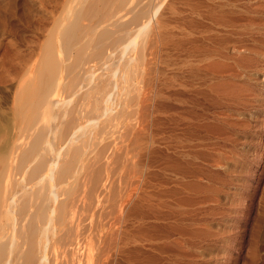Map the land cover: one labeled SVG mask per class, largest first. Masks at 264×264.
<instances>
[{
  "label": "bare ground",
  "instance_id": "bare-ground-1",
  "mask_svg": "<svg viewBox=\"0 0 264 264\" xmlns=\"http://www.w3.org/2000/svg\"><path fill=\"white\" fill-rule=\"evenodd\" d=\"M71 1L68 7L62 5L66 10L61 9L64 13L59 12L62 16L58 15L53 20L52 28L35 33L38 35L36 42L33 37L36 45L32 43L33 39L29 41L32 49H35L32 53L31 47L28 48L32 53L30 56L23 58V62L21 59L20 62L17 60V63L9 57V62L12 61L10 65L14 62L17 67L15 69L13 66L15 71L9 73L10 82L7 79L10 84V99L6 101H9V106L5 107V111H0V120L3 119L0 121V264H119L116 256L120 252L134 250H130L129 246L132 243L131 235H127L129 226L119 220V224L114 223V227L104 223L105 220L102 222V217L110 206L108 204L105 208L103 199L108 200L104 192L109 184L115 188L117 186L111 180L109 183L110 175L114 176L118 172L116 168H123L122 164L129 162H125V150L120 149L123 145L118 147L117 143L127 140L124 136H128L129 130H132V126L129 129L131 123L128 122L133 111L137 107L142 110V107L139 108L141 105L134 109L138 102L137 94H140L138 91L141 92L139 89L142 87H138V82L145 72L143 67L147 56L152 51V39L149 40L152 36L151 30L160 31L164 27V19H156L159 9L164 5L160 4L163 0ZM178 1L183 7L180 13V21L183 23H173V28H176L175 25L182 26L179 34L175 33L181 42L180 46L183 45L182 52L187 51V54H183L181 62H178L180 65L177 72L175 69V73L168 70L166 89L175 84L183 94L191 91L196 102L202 105L200 114L196 112L199 114V126L202 128L206 125L207 128V125H211L224 130L231 138L234 136L230 139L225 134V139H219L221 135L217 139H211L212 137L204 138L203 135L201 141L205 147L225 148L223 150L229 156L241 160L245 152L236 148L235 140L238 142V139L246 141L250 137L257 138L260 132L261 142L264 134V123L259 121L260 125L253 123V127L258 128L254 136L249 135L252 121L264 113V0H195L192 5L188 4V0ZM68 2L65 0V5ZM171 4L166 7L169 12L173 11L174 4ZM187 20L194 21L193 30L188 29L189 25L190 28L192 26ZM169 21L171 20L166 22ZM170 24L172 23L168 26ZM165 33L166 43L164 37L162 42L169 48L172 41L171 31L165 29ZM153 36L155 38L157 35ZM189 42L191 49L188 48L189 45L185 47ZM179 44L175 46L179 47ZM166 50L168 51L167 48ZM165 51L161 50L162 53ZM175 60L179 61L177 58ZM146 64L150 65V71L153 64L148 63V59ZM170 65L167 67L171 69ZM166 71L167 69L163 70ZM149 77L144 78L151 81ZM147 80L145 79V83ZM154 80L156 79L152 81ZM2 81L6 82V79ZM169 91L171 90L168 93ZM149 93L147 96L152 95ZM168 98L170 100V96ZM142 99L144 100L143 96ZM204 102L207 104L204 105ZM230 116L245 117L246 121L242 122L244 125L241 129H235L238 122H231ZM215 130L212 131L217 133ZM134 133L136 135L137 131ZM186 138L187 141L189 137ZM134 139H131L132 142L128 140L132 144ZM169 144L168 142L167 146ZM129 149L133 152V148ZM129 149L128 152H131ZM133 161L132 159V164ZM131 163L129 162V166ZM242 166L237 165L234 169L239 173L238 168ZM113 193L111 190L108 194ZM110 195L109 200L112 196L114 198V195L111 198ZM115 197L119 198L118 195ZM116 203L112 204L114 207L110 206L112 210L119 204ZM92 225L96 229L92 230L99 231V234L91 232L86 235L87 228L90 230ZM95 236L99 240V243L96 242L99 244L96 253L93 249L95 239H92ZM138 258L139 256L135 259ZM133 261L137 264L136 260Z\"/></svg>",
  "mask_w": 264,
  "mask_h": 264
},
{
  "label": "rangeland",
  "instance_id": "rangeland-1",
  "mask_svg": "<svg viewBox=\"0 0 264 264\" xmlns=\"http://www.w3.org/2000/svg\"><path fill=\"white\" fill-rule=\"evenodd\" d=\"M177 1L178 0H171V1L163 0L160 2L161 5L162 4L164 5H162L163 7L161 6V8L159 9L160 13H157V15L158 14L160 15L161 13L163 15L162 14L160 16L158 15L156 19L162 17L164 19V27H161L160 31L151 30L152 36L150 35L151 37L149 38V40L154 39L157 42L154 43V40L153 42L151 40L150 50L152 51L150 50L149 51L151 54H153L152 55L153 58L150 57L151 54L149 53L147 59H148V63L151 62L153 66L151 65L152 68L149 71L150 68H148V66L150 67V65L146 64L147 63V59H146L143 70L148 74L144 72L141 79H139L138 82L139 88L141 86L144 87L143 85L145 84L146 86L149 85L151 87H148L150 88V90H148L146 86L144 88L142 87L140 89L138 88L141 92L138 91V93L140 94H137L138 102H136L134 109L135 107L141 105L139 108L142 107L141 108L142 110L138 109L137 107V110L135 109L136 111L134 110L133 111L134 114L132 113L131 116V118L133 117V120L130 118L128 122L132 124V125L129 124L130 126L128 125L129 129L132 126L131 127L132 130L131 129L129 130V134L130 136H132V138L128 134V136H124L127 138V140H125L126 138L123 137L125 142L124 141L118 142L120 141V138L117 141L118 147H120L122 144L123 146L120 147V149L122 148V150L123 151L125 150L126 152L125 155L127 156L125 162L129 161L131 163L132 159L134 161L133 164L132 163L130 164V166H129V162L126 164L121 162L124 164V165L122 164V166L120 165L123 168H116L118 169V172H120L121 174H118L116 170L117 173L114 172L115 173L114 176L110 175L111 179H109V183L111 180L112 181L111 183L114 185L116 184L117 186L115 188V186L113 187L111 184L108 185L107 182L108 186L104 192V195L106 194L105 196L107 197L106 199L108 200L105 201V199H103L104 200L103 206L104 207L106 206L105 208H107L108 204H110L111 206L113 203H116L115 201H118L119 204L118 202L116 203L118 205L115 204L116 209L115 208L114 209L116 211L112 210L110 206H108V210L104 209L108 212L105 211L106 214L104 215L105 217L104 216L102 217L103 219L102 222H104L105 220L104 223L108 225L111 224V226L114 227L116 223L119 224V221H121V223H124L125 225L130 227L128 232L127 231L126 232L128 233L127 235H131L132 237V243L129 246H130V250L134 249L131 251L134 252L135 254L134 253L132 254V252L129 251V249L127 250L126 247L124 253L122 251L123 254L121 252L119 253L120 255H124V257H120L119 254L118 256H116L118 258L119 257L121 258V259L116 258L118 262H120L119 264H121V262L123 264L125 263L133 264V262L134 264H136L135 261H133V259L136 260L137 264H141L143 261H144L143 264H183V263L184 264H264V138H263L264 134L262 136L261 142H260V132L257 138L253 137L251 139L250 137L249 139H245L246 141L244 140L242 141L241 139H238V142L235 140L237 149L241 148L240 150H242L243 152L250 153V154L244 153L243 157H241L243 159L241 160L229 156L223 150L225 148L217 149L209 146H207L209 148H206L205 144L201 141L203 135L204 138L206 136L207 138L210 136L209 138L212 137L211 139H217L218 135L219 136L221 135L222 137H219V139L220 138L225 139V136L230 137L229 134L219 128L216 129L214 128V126L211 125L210 127L209 125H207L208 131L206 125L203 126L204 128L202 127L203 129L199 126L200 121L198 116L200 114L199 111L201 112L202 105H199V103L196 102L195 95L191 91H189L190 95L189 92L186 93L187 95L185 93L183 94L181 90H178L175 84H174L175 86L172 85L173 87L171 86L170 88L168 87L166 89L167 84L165 83H167V72L169 71H171L172 73L177 72V68L180 65L179 63L181 62L182 57L184 56L183 54H187V51L186 53L182 52L183 45L181 44L182 46H180L179 43L181 42L178 41L179 37H177L176 35V33L179 34V31L182 30V26L177 27L176 25L178 24L182 25L180 23H183V21H180L182 20V18H180L182 17L180 13L183 10L182 3L181 2L179 3V1L178 2ZM66 2L68 1L66 0ZM194 2L195 0L192 1L188 0L189 5L194 4ZM71 3H72L71 0H69V2L66 3L67 5H65V0H0V68H2V66H5L6 64L8 65V62L11 59H13L12 61L14 62H16L17 60L18 62H20L21 60H22L21 62H23L24 59H26V57L30 56V54L34 52L32 50H35L32 49L33 47H31L32 43L36 42V37L38 36L35 35V33L38 32L39 34V30H49L50 28H52L53 20L56 17L58 18V15L61 17L62 16L61 14L64 13L61 9H63L64 6L68 7L69 5H71ZM167 3L169 4L172 3L175 5L172 6L171 4V6L173 7V11L170 12L172 16L174 15L173 17L170 15V12L166 10V7L169 5V4L167 5ZM176 6L180 7V9ZM162 8L164 9L162 10ZM165 10L168 11V13ZM60 11H62V13ZM166 14H168L167 17L169 16L168 19L171 21L166 22L168 20L167 17L165 16ZM164 16L166 17L167 20L165 19ZM171 17L175 22L172 20ZM188 19L193 20L191 18ZM176 20L178 21V23ZM165 22L167 23V25ZM190 22L191 21L188 22L187 20V23ZM169 23H172L170 24V26L173 25V23L174 24L176 23L175 25L176 28H173L174 25L172 26V28H169L170 27L168 26ZM192 25L194 26V21L191 22V26ZM193 26L190 28L189 25L188 29L193 30ZM165 29L171 31L172 41L170 42L171 44L170 46L173 48L171 47L168 48L167 46H165L166 44L165 45L163 44L164 41L166 43V39H167ZM160 32L163 34V36ZM155 34L158 36V37L155 36V38L157 37L156 39L153 36ZM33 37L35 38V41ZM162 38L165 39L163 42H162ZM157 39L158 40L161 39L159 40L161 42H159ZM189 39L190 38H188V40ZM31 40L32 43L29 44V41ZM177 41L178 43H176ZM158 44L161 45L159 46ZM178 44L179 47H181L179 49L180 51L175 49V48L177 49L179 48L176 47L178 46ZM151 45H153V47H151ZM187 45H189L188 46L189 49L192 48L190 46L191 45L190 42L186 44L185 47H187ZM30 47L32 53L29 50ZM166 48L168 49L169 52L166 50ZM188 48L186 49L188 50V52H190ZM173 49H175V55ZM161 50L163 51L166 50V51L162 53ZM158 51L160 53H158ZM176 51L177 52L179 51L178 52L179 54L176 53ZM27 53H29V55H27ZM9 57H11V59ZM176 58L179 61L175 60ZM7 60L8 62H6ZM11 62H9V65ZM14 62L13 65H10L12 66L11 68L9 65L8 66L6 65L7 67L5 66L3 67L4 69L3 68L0 69L1 70L0 76L1 74L2 75L5 74V76L8 75L6 77L3 76L5 78H3L2 76L0 77V81L6 79V82L5 81L1 82L3 83L2 84L3 86L0 84V107L1 109L3 108L2 110L0 109L1 112L5 111L6 110L5 107L9 106V103L7 104V102L9 101H6L7 99H10L9 97L10 84L8 83L9 80L8 77H9V73L15 71L17 67V66L15 67V64L17 62L15 64ZM169 65L171 69L168 68ZM173 65L176 66L174 67ZM13 66L15 67V69ZM153 67L156 68L154 69ZM5 69H7L6 73L8 74L5 73ZM166 69L167 71L163 72V70ZM173 69H175L176 71L174 72ZM152 71L154 73H152ZM151 75L153 76V78ZM145 76L147 78L148 76H150L149 80L151 81H148L147 78H144ZM145 79L147 80L146 83H145ZM153 79L156 80L152 81ZM175 88H177L178 92ZM143 89H145V91ZM169 89L171 91H169L168 93ZM149 92H151L152 97L149 96L150 95ZM147 94L149 95L147 96ZM168 95L170 96V100H168L169 99ZM184 95L186 96L184 97ZM192 95L194 97H190ZM6 96H8L9 98ZM142 96L144 97V100L142 99ZM140 97L141 100L139 99ZM191 98L193 102L192 100H190ZM186 99L189 102H187ZM140 101L142 103H140ZM194 102H196L197 104ZM206 104L207 102H204V105ZM142 105L145 107L143 108ZM196 112H198L199 114ZM230 117L231 118L229 120L230 121L232 120L233 122L236 123L240 122L241 124L242 122L245 123L244 121H246V119H244L245 117L242 116L239 118L235 116H230ZM233 117L236 118V120ZM261 117L259 115L258 116L259 119L255 118L254 122L252 121V124L251 122H249V125L251 124L250 125L251 127L249 128V135L253 134L254 136V133H256V130L258 129L253 127L254 126L253 123L257 124L259 123V121L264 123V113L261 115ZM131 121L133 122L135 121V122L132 123ZM189 121H191L192 123ZM236 123H234V125ZM238 123L235 125L237 126L235 127L237 131L239 130V128L240 129L242 128V125H244L243 123L241 125ZM195 127L196 129H194ZM199 129H201V132ZM212 130H215L217 133H215ZM133 131L134 132L137 131L136 135ZM196 131L199 132L198 134L194 135ZM203 131H205L206 133ZM130 132L133 134H131ZM209 133L211 134L209 135ZM169 134L171 135L170 136L171 138L168 136ZM177 135L179 136V138H177L178 137ZM181 135L184 137H181ZM192 136L198 137V138L196 137L198 144L196 138L193 139ZM186 137H189V139H191V141H194V143L189 141V139L186 141L187 139ZM134 138H136V140ZM183 138H185V141ZM232 138H234V136H232ZM232 138L230 137V139ZM128 139L130 141L131 139L132 140L134 139L135 141L132 144L133 145L136 144V145L133 146ZM167 141L170 143L168 145L169 147L167 146L168 144ZM199 142H202V144ZM190 143L191 145L193 144V146H191ZM196 144L197 147H195ZM203 144L204 146H202ZM126 145L128 149L129 147L133 148V152L131 149H129L131 152H128ZM242 146L244 147L243 149ZM220 153H222L223 155ZM131 155L134 156L131 157ZM225 157L229 159L226 160ZM217 159L220 160V162H218ZM237 160L239 161L238 164H237L238 162ZM233 164H235L236 166L238 165V167H241L243 164L242 168H238L239 173L237 169H234V167L236 166H234ZM219 165H221V167ZM225 165L228 169H226ZM124 166H126L125 169ZM130 173L131 175L128 176V174ZM118 175L121 177H119ZM115 178L117 180L122 179L123 184H121L122 183L121 180L120 181L116 180V182L114 183L113 181H115L114 180ZM117 187H120V189L118 188L117 190ZM110 188H112L111 190L114 191V193L116 192L115 195L114 193L111 195L108 194L109 192L111 193ZM117 191H119V193ZM109 195L110 198L112 195H114V198L112 196L111 200H109ZM116 195H118L120 200L122 201H120L118 197L116 198L115 197ZM109 208L112 210V212ZM92 229H94L93 225L90 228V230H88L87 228L86 235H88L91 232L93 233L94 231ZM96 232L99 234V231H95L94 233ZM95 237L92 239L96 240L98 236ZM95 240H93L94 244L96 242L99 243L98 239L96 241ZM97 243L95 245L93 244L95 246L93 248L94 253H96L97 252L96 250H98L96 249L98 248L99 245ZM131 246L133 247L131 248ZM129 256L132 257V259ZM136 256L137 257L139 256V258L141 259L139 258L135 259L137 258ZM110 264H112V262Z\"/></svg>",
  "mask_w": 264,
  "mask_h": 264
}]
</instances>
